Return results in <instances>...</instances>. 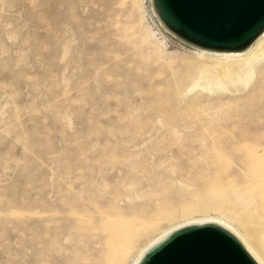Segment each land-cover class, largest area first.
Returning a JSON list of instances; mask_svg holds the SVG:
<instances>
[{
	"label": "rangeland",
	"instance_id": "obj_1",
	"mask_svg": "<svg viewBox=\"0 0 264 264\" xmlns=\"http://www.w3.org/2000/svg\"><path fill=\"white\" fill-rule=\"evenodd\" d=\"M156 18L151 0H0V264H129L212 218L264 249V67L188 91L211 58Z\"/></svg>",
	"mask_w": 264,
	"mask_h": 264
},
{
	"label": "water",
	"instance_id": "obj_2",
	"mask_svg": "<svg viewBox=\"0 0 264 264\" xmlns=\"http://www.w3.org/2000/svg\"><path fill=\"white\" fill-rule=\"evenodd\" d=\"M153 3L162 21L177 36L209 49L244 48L264 28V0H153ZM140 264L255 263L231 235L205 225L171 234L149 251Z\"/></svg>",
	"mask_w": 264,
	"mask_h": 264
},
{
	"label": "bare ground",
	"instance_id": "obj_3",
	"mask_svg": "<svg viewBox=\"0 0 264 264\" xmlns=\"http://www.w3.org/2000/svg\"><path fill=\"white\" fill-rule=\"evenodd\" d=\"M153 12L160 24L174 37L182 42L200 49L201 53H207L211 58L208 66H198L188 91L199 88L208 94L228 91L229 87L236 90V86H246L252 80L257 71L264 67V28H262L255 38L244 48L238 50H216L198 46L183 40L171 31L162 21L155 10L153 0H151ZM253 41L254 44H252ZM252 44V46H251ZM250 47V48H249ZM204 51V53H202ZM212 218L207 220L183 221L173 226L167 227L157 233L152 239L147 241L133 256L129 264H140L149 251L155 246L165 241L171 234L185 228L195 226H213L231 235L251 258L255 264H264V249L260 247L254 239L246 233L239 232L220 221ZM264 239V236L262 237ZM264 241V240H263ZM259 242V241H258Z\"/></svg>",
	"mask_w": 264,
	"mask_h": 264
}]
</instances>
